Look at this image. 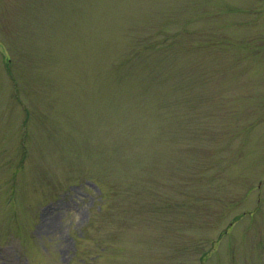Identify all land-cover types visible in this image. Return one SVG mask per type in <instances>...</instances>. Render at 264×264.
<instances>
[{"label":"rangeland","instance_id":"rangeland-1","mask_svg":"<svg viewBox=\"0 0 264 264\" xmlns=\"http://www.w3.org/2000/svg\"><path fill=\"white\" fill-rule=\"evenodd\" d=\"M0 264H264V0H0Z\"/></svg>","mask_w":264,"mask_h":264}]
</instances>
